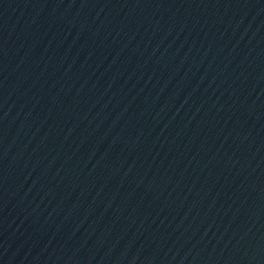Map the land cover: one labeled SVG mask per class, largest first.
<instances>
[{"label":"water","instance_id":"obj_1","mask_svg":"<svg viewBox=\"0 0 264 264\" xmlns=\"http://www.w3.org/2000/svg\"><path fill=\"white\" fill-rule=\"evenodd\" d=\"M0 264H264V0H0Z\"/></svg>","mask_w":264,"mask_h":264}]
</instances>
